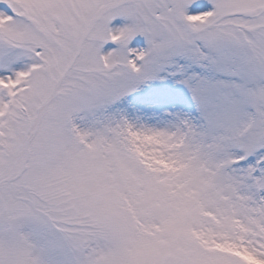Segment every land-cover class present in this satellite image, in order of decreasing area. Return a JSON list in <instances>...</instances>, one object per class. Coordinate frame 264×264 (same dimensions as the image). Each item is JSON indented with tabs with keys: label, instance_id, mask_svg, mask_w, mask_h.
I'll use <instances>...</instances> for the list:
<instances>
[{
	"label": "snow or ice",
	"instance_id": "6c2138e0",
	"mask_svg": "<svg viewBox=\"0 0 264 264\" xmlns=\"http://www.w3.org/2000/svg\"><path fill=\"white\" fill-rule=\"evenodd\" d=\"M0 264H264V0H0Z\"/></svg>",
	"mask_w": 264,
	"mask_h": 264
}]
</instances>
